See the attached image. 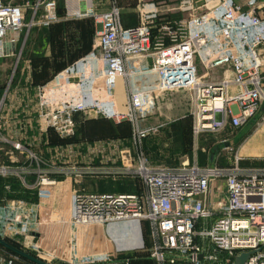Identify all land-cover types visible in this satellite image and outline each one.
Masks as SVG:
<instances>
[{
    "label": "built area",
    "instance_id": "built-area-1",
    "mask_svg": "<svg viewBox=\"0 0 264 264\" xmlns=\"http://www.w3.org/2000/svg\"><path fill=\"white\" fill-rule=\"evenodd\" d=\"M28 4L0 0V58L7 56L5 43L16 44L27 25ZM39 4L41 17H36ZM31 7V25H48L60 16L93 17L102 29L91 51L34 86L32 98L10 82L0 93V146L10 145L9 157L23 156L22 164L0 163V237H28L26 251L57 264L60 247L75 226L138 219L149 223L147 250L157 264H236L245 252L249 256L244 264H264V166L240 165V154L231 166L188 161L152 166L142 156L130 168L142 181L138 190L93 192L83 187V167L102 153L106 140L76 139L77 118L94 113L129 121L141 142L163 126L143 127L141 121L155 111L163 94L178 90L191 93L197 139L239 129L264 115V0H177L168 10L185 14L175 18L162 15L156 2L140 0L139 23L133 26L123 24L119 0H62L61 15L57 0ZM226 65L231 75L208 77L210 70ZM13 106L23 111L34 106L38 134L31 141L21 130L11 136L4 130L1 120ZM51 132L59 139L51 140ZM119 145L116 151L125 153ZM217 179L225 181L227 200L216 216L207 197ZM63 183L70 184L68 204L52 209L47 186ZM22 190L36 199L10 196ZM17 258L10 254L1 261L15 264ZM111 261L109 255L95 254L68 262Z\"/></svg>",
    "mask_w": 264,
    "mask_h": 264
},
{
    "label": "rangeland",
    "instance_id": "rangeland-1",
    "mask_svg": "<svg viewBox=\"0 0 264 264\" xmlns=\"http://www.w3.org/2000/svg\"><path fill=\"white\" fill-rule=\"evenodd\" d=\"M39 1L42 0H23V2H28L29 6L26 7L25 22L27 25L20 31V35L26 39L23 43L24 73L29 71L35 83H45L62 66L70 64V61L80 55L83 50L94 48L102 25L99 20L92 17L63 16L48 25L42 23L31 25L34 12L31 4ZM127 1L134 2V6L140 2V0ZM146 1L156 2L162 15L175 18L185 14L177 9L168 10L177 6V0ZM239 2L245 3L246 1L239 0ZM38 6L36 17H41V4ZM136 14L139 16L138 9ZM260 53L264 69V45L260 47ZM225 69L229 72V65L210 70L208 77L214 80L221 79ZM206 70L205 67H200L201 73ZM227 75H230V72ZM77 120L79 124L76 139L86 137L94 141L96 139L91 136H119V141L126 148L125 160L129 163L132 162V169L137 167L138 160L142 156L146 157L152 166H176L185 161L201 164L213 162L219 166H231L234 164L236 154H240L244 157L243 160H240V165L264 166L263 157H251L264 156V115L254 126L247 125L242 129H227L217 135L204 134L197 139L193 132L194 106L189 91L178 90L162 95L155 111L141 121V126L149 127L156 124H163V126L159 132L150 134L148 139L141 142L136 140V136H133L132 126L127 120L116 121L97 116L94 113L81 115ZM92 125L95 128H92ZM52 138L59 139L56 136ZM224 138L229 139L228 145L223 141ZM94 155L92 154V156ZM131 174L141 186V179L136 174ZM69 186V183L47 186L48 198L46 200L52 209H62L67 206L70 194ZM150 243L151 235L147 225V230L142 234L137 245L132 246L128 252L114 251L112 257L114 262L111 264H122L120 260L125 255L131 257V264H157L147 250ZM57 264L64 263L59 261Z\"/></svg>",
    "mask_w": 264,
    "mask_h": 264
},
{
    "label": "crops",
    "instance_id": "crops-1",
    "mask_svg": "<svg viewBox=\"0 0 264 264\" xmlns=\"http://www.w3.org/2000/svg\"><path fill=\"white\" fill-rule=\"evenodd\" d=\"M6 2L23 4V0H5ZM62 1V0H61ZM239 2V0H237ZM246 1V0H245ZM122 11V21L125 26H133L139 23V16L136 14L139 9V3L134 6V2L127 0H119ZM84 7V4H81ZM106 8V7H102ZM139 12V11H138ZM23 35L19 34V40L16 44L9 42L5 43V50L7 56L0 58V93L8 84L11 83L12 87H22L26 90L30 98L33 95V88L39 83L33 82V77L29 71L24 73L23 67ZM27 38V37H26ZM225 72V73H224ZM230 75L231 71L229 70ZM223 71V74L229 73ZM23 98V97H22ZM34 110V106L32 108ZM27 109L23 111L17 106H13L8 112L4 113L1 123L5 126V131L8 136L13 135L15 132L21 130V134H25L26 138L30 141L38 134L36 129V120L34 111ZM92 115V114H91ZM263 114L253 118L248 124L253 125L261 119ZM95 118L94 116H92ZM22 123L28 126L22 128ZM244 126L240 127L242 129ZM262 127V126H261ZM260 128V127H259ZM258 128V130H259ZM256 129V131H258ZM255 132V131H254ZM253 133V132H252ZM50 139L56 136L53 132L49 133ZM93 139L104 141L103 151L101 154L94 156L92 163L84 166V188L93 192H130L135 191L141 187L136 179L130 172L132 162L129 163L125 160L126 155L120 154L116 151V145H119L124 150L126 149L122 142L119 141L120 137L96 135L91 136ZM113 142V144L109 141ZM55 140V139H54ZM58 140V139H57ZM115 142H118L114 144ZM42 147L43 143H38ZM104 144V142L102 143ZM228 144V143H227ZM9 144L0 146V163L18 165L23 163V156L19 153H14V157H9L8 151ZM263 157L264 156H251ZM256 159V158H255ZM19 160V162H13ZM213 163V162H212ZM207 164V163H206ZM211 193L207 197V204L216 211V216L221 213V204H225L227 200V191L224 180H214L211 182ZM149 223L145 220H124L110 222L106 224H91L85 226H75L70 234L68 243L62 244L60 247V258L63 263L70 264L69 260H77L85 257L86 255H109L113 257L115 250L128 252L130 248L137 245L140 237L147 230ZM24 249V245L29 242V238H24L21 235L15 237H6ZM17 253L8 249L0 244V264H3L1 257ZM15 264H36L31 260L23 259V256L18 255Z\"/></svg>",
    "mask_w": 264,
    "mask_h": 264
},
{
    "label": "trees",
    "instance_id": "trees-1",
    "mask_svg": "<svg viewBox=\"0 0 264 264\" xmlns=\"http://www.w3.org/2000/svg\"><path fill=\"white\" fill-rule=\"evenodd\" d=\"M58 2V13L61 15V7H62V1L61 0H58L57 1ZM93 18V17H92ZM94 19V18H93ZM92 48H87L86 50H83V52L80 54V55H78V56H76V58H74L72 61H70V63L71 62H73L74 60H76L77 58H79L80 56H82V55H84L85 53H87L88 51H90ZM63 68V66L61 67V69ZM129 123V122H128ZM92 128H95V126L94 125H92ZM146 139H148V137H146L144 140H146ZM137 182H138V180H137ZM2 185H3V180L1 179V177H0V197L2 196V194H3V187H2ZM12 189L13 190H17L18 189V184L16 183V181H12ZM136 190H138V188L136 189ZM10 196H17V197H21V198H25V199H36V197H35V195H34V193H32V192H30V191H26V190H22V191H19L18 193H14V194H11ZM5 240L8 242V243H10V244H12L13 246H15V247H17V248H22V247H20L19 245H17L16 243H14L13 241H11V240H9L8 238H5ZM24 250V249H23ZM27 252H29V253H31V254H33L31 251H28L27 250ZM127 257H130V256H128V255H125L124 257H122L121 258V260L122 259H124V258H127ZM131 258V257H130ZM23 259H26L25 257H23ZM114 259V258H113ZM28 260V259H27ZM121 260H120V262H121ZM112 262H114V261H111V262H101V263H97V264H111ZM64 264H66V263H64Z\"/></svg>",
    "mask_w": 264,
    "mask_h": 264
},
{
    "label": "water",
    "instance_id": "water-1",
    "mask_svg": "<svg viewBox=\"0 0 264 264\" xmlns=\"http://www.w3.org/2000/svg\"><path fill=\"white\" fill-rule=\"evenodd\" d=\"M0 244L7 247L8 249L12 250L13 252L17 253L18 255H21L29 260H31L32 262L36 263V264H48L46 262H44L43 260L38 259L37 257H35L34 255H32L31 253L17 248L15 246H13L12 244L8 243L5 239L0 237ZM249 253H242L241 255H239L236 259V264H244L246 259L248 258Z\"/></svg>",
    "mask_w": 264,
    "mask_h": 264
},
{
    "label": "bare ground",
    "instance_id": "bare-ground-1",
    "mask_svg": "<svg viewBox=\"0 0 264 264\" xmlns=\"http://www.w3.org/2000/svg\"><path fill=\"white\" fill-rule=\"evenodd\" d=\"M121 89H122V86L120 85V83L118 84V92L121 93Z\"/></svg>",
    "mask_w": 264,
    "mask_h": 264
}]
</instances>
